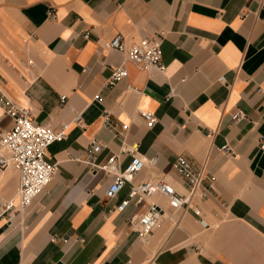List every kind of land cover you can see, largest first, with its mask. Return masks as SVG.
Masks as SVG:
<instances>
[{"label": "crops", "instance_id": "obj_1", "mask_svg": "<svg viewBox=\"0 0 264 264\" xmlns=\"http://www.w3.org/2000/svg\"><path fill=\"white\" fill-rule=\"evenodd\" d=\"M118 35L126 46L161 35L165 70L110 50ZM121 67L127 77L107 87ZM0 88L36 124L69 125L46 152L57 174L23 214L4 211L19 177L0 170V264H264V0H0ZM12 127L0 110V132ZM92 140L105 145L96 164L119 155L121 167L136 144L156 164L135 180L163 176L181 195L173 161L204 165L200 215L155 197L165 214L139 238L128 220L144 207L115 210L128 187L105 199L109 177L85 162Z\"/></svg>", "mask_w": 264, "mask_h": 264}, {"label": "built area", "instance_id": "obj_2", "mask_svg": "<svg viewBox=\"0 0 264 264\" xmlns=\"http://www.w3.org/2000/svg\"><path fill=\"white\" fill-rule=\"evenodd\" d=\"M85 38H88L87 34H85ZM161 46V35L143 39L129 46H126L123 38L118 35L108 44L110 50L122 54L126 61L133 63L139 70L155 69L163 72L165 66L162 63ZM83 72H86V69ZM126 77L127 71L123 67L114 69L107 79L106 86L111 87ZM219 82L225 84V79L222 77ZM60 100L63 103L65 96L60 97ZM0 110L13 121L10 131L0 132V170L13 168L19 177L17 203L9 200L4 205V211L15 210L23 214L33 201L46 190L57 174L58 163L49 161L46 152L49 146L65 139L69 125H62L58 129H54L49 125L36 124L31 109L12 101L1 88ZM141 117L148 128L156 122L149 112H141ZM242 117L241 113L236 112L231 119L233 123H237ZM73 123H80L79 115L74 118ZM102 124L109 131L118 133L116 125L111 123L107 116L103 117ZM126 129V126L120 127L121 132H125ZM104 147L105 145L97 140L90 141L85 162L89 165L92 173H102L109 177L110 183L104 190L105 199L117 198L128 187L125 198L115 207L117 212L124 211L132 200L136 206L144 207L142 212L131 216L128 220L129 226L139 238H145L156 230L165 214L153 200L155 197L164 198L175 212L190 210L194 215H200L195 204L206 199L211 190L210 184L204 185V165L195 166L182 156H178L173 161L172 169L177 177L186 184V194L181 195L176 192L172 184L164 180L163 176L152 177L141 182L135 180L137 175L156 164V158L146 159L139 154L136 144L121 151V154L126 152L129 155V161L123 167H121L119 155H112L101 164L95 163L96 155ZM258 148L264 152L263 141L259 142ZM221 150L227 154H233L227 146L221 147Z\"/></svg>", "mask_w": 264, "mask_h": 264}, {"label": "bare ground", "instance_id": "obj_3", "mask_svg": "<svg viewBox=\"0 0 264 264\" xmlns=\"http://www.w3.org/2000/svg\"><path fill=\"white\" fill-rule=\"evenodd\" d=\"M2 112H3V111H2ZM3 113H4V112H3ZM4 114H5V113H4ZM9 168H10V167H9ZM17 199H18V198H17V195H16V197H15V201H16V202H17ZM173 217H174V216H173Z\"/></svg>", "mask_w": 264, "mask_h": 264}, {"label": "rangeland", "instance_id": "obj_4", "mask_svg": "<svg viewBox=\"0 0 264 264\" xmlns=\"http://www.w3.org/2000/svg\"><path fill=\"white\" fill-rule=\"evenodd\" d=\"M15 203V202H14Z\"/></svg>", "mask_w": 264, "mask_h": 264}]
</instances>
